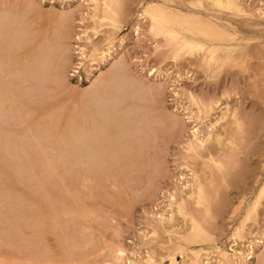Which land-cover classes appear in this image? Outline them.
Returning <instances> with one entry per match:
<instances>
[{"label":"rangeland","instance_id":"obj_1","mask_svg":"<svg viewBox=\"0 0 264 264\" xmlns=\"http://www.w3.org/2000/svg\"><path fill=\"white\" fill-rule=\"evenodd\" d=\"M225 1L0 0V264H264V0Z\"/></svg>","mask_w":264,"mask_h":264},{"label":"bare ground","instance_id":"obj_2","mask_svg":"<svg viewBox=\"0 0 264 264\" xmlns=\"http://www.w3.org/2000/svg\"><path fill=\"white\" fill-rule=\"evenodd\" d=\"M216 2H217V4L218 5H222V4H226V1L225 0H216ZM108 5V4H107ZM111 5V4H110ZM108 10H110V11H108ZM112 11V8H108L107 9V14L108 15H106V16H108L107 18H110V20H113L114 21V19L112 18L113 16H111L109 13ZM106 14V13H105ZM95 15V14H94ZM105 16V17H106ZM115 22V21H114ZM3 24V23H2ZM5 24V23H4ZM6 25V24H5ZM7 27V26H6ZM136 27V26H135ZM9 33V32H8ZM44 41V40H43ZM188 41L190 42V44L193 46V47H199V48H202L203 46L198 42V41H196V40H194V39H188ZM14 43V42H13ZM2 47V46H1ZM62 47V46H61ZM5 49V48H4ZM4 51V50H3ZM47 51V50H46ZM7 52V51H6ZM36 52V51H35ZM16 53V52H15ZM37 53V52H36ZM17 57H19V56H17ZM17 57H15V58H17ZM48 57V56H47ZM19 59V58H18ZM17 59V60H18ZM32 59V58H31ZM36 59V58H35ZM61 59V58H60ZM64 60V59H63ZM62 60V61H63ZM41 61V60H40ZM43 61V60H42ZM47 61H50V60H47ZM54 61V60H53ZM47 63V62H46ZM59 63V62H58ZM63 63V62H62ZM65 65V64H64ZM33 66V65H32ZM35 66V65H34ZM33 66V67H34ZM30 66H28V68H29ZM32 67V68H33ZM38 67H39V65H38ZM58 67V66H57ZM60 68V67H59ZM64 68V67H63ZM61 69V68H60ZM36 71V70H35ZM37 72V71H36ZM41 72V71H40ZM38 74H40L39 72H38ZM3 76V75H2ZM7 76V75H6ZM42 76V75H41ZM41 76H40V78H41ZM43 77V76H42ZM39 78V77H38ZM39 78V79H40ZM1 79V78H0ZM7 80V79H6ZM5 81V80H4ZM9 90V89H8ZM10 95V94H9ZM11 97H13L12 95H11ZM10 98V97H9ZM94 135V134H93ZM102 138V137H101ZM205 143V142H204ZM95 144H97V142L95 143ZM105 144V143H104ZM201 145H203V141H201ZM103 148V147H102ZM114 149V148H113ZM106 150V149H105ZM88 151V150H87ZM96 151V150H95ZM113 151H115V150H113ZM85 152V151H84ZM97 153V152H96ZM103 155H105V154H103ZM116 155V154H115ZM99 157V156H98ZM110 157V156H109ZM90 158V157H89ZM102 160V159H101ZM84 161V160H83ZM99 165V164H98ZM227 166V165H226ZM202 197V196H201ZM202 199V198H201ZM172 200H174V199H172ZM206 211H208V210H206ZM208 213V212H207ZM199 229V227L197 226V225H195L194 226V230H198ZM194 233H195V231H194ZM206 233V232H205ZM118 248V247H117ZM120 250V249H119ZM119 250H117V252L120 254V256L121 255H123L124 254V251L121 249L120 251ZM232 251V250H231ZM116 252V251H115ZM117 253V254H118ZM118 254V255H119ZM118 257V256H117ZM120 259H121V257H120ZM117 260V259H116ZM118 260H119V258H118ZM149 263V262H148Z\"/></svg>","mask_w":264,"mask_h":264}]
</instances>
